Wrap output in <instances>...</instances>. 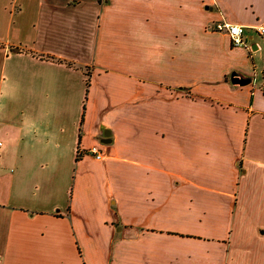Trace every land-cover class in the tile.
<instances>
[{"label":"crops","instance_id":"obj_1","mask_svg":"<svg viewBox=\"0 0 264 264\" xmlns=\"http://www.w3.org/2000/svg\"><path fill=\"white\" fill-rule=\"evenodd\" d=\"M262 23L264 0H0V264H264Z\"/></svg>","mask_w":264,"mask_h":264},{"label":"built area","instance_id":"obj_2","mask_svg":"<svg viewBox=\"0 0 264 264\" xmlns=\"http://www.w3.org/2000/svg\"><path fill=\"white\" fill-rule=\"evenodd\" d=\"M212 29L225 33L229 37L230 42L233 45L244 46L247 49H251V45L248 42V39L246 38L245 34L247 29L246 26L221 21L215 26H213ZM251 29H253L258 36L264 38V23L253 26ZM87 153L93 155L97 159H101L103 156L102 151L96 145L91 146L87 150Z\"/></svg>","mask_w":264,"mask_h":264},{"label":"water","instance_id":"obj_3","mask_svg":"<svg viewBox=\"0 0 264 264\" xmlns=\"http://www.w3.org/2000/svg\"><path fill=\"white\" fill-rule=\"evenodd\" d=\"M254 48V47H253ZM240 80L233 79V82H239Z\"/></svg>","mask_w":264,"mask_h":264}]
</instances>
